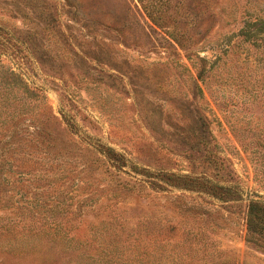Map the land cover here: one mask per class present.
Wrapping results in <instances>:
<instances>
[{"label": "rangeland", "instance_id": "374dc122", "mask_svg": "<svg viewBox=\"0 0 264 264\" xmlns=\"http://www.w3.org/2000/svg\"><path fill=\"white\" fill-rule=\"evenodd\" d=\"M254 22L264 0H0V60L49 118L40 162L1 175L0 264H264Z\"/></svg>", "mask_w": 264, "mask_h": 264}, {"label": "trees", "instance_id": "16d2710c", "mask_svg": "<svg viewBox=\"0 0 264 264\" xmlns=\"http://www.w3.org/2000/svg\"><path fill=\"white\" fill-rule=\"evenodd\" d=\"M251 25L256 31L264 32L263 22H254ZM243 33L245 37L251 35L248 31ZM4 34L3 29L0 28V46L5 45ZM182 49L190 60L193 56L196 57L200 77L208 73L207 60L198 56V51L184 46ZM2 57L3 55L0 54V59ZM38 91L40 90L28 85L21 71L12 67L4 68V64L0 60V180L5 166L11 165V160H19L21 166L25 161L34 165L40 162L37 157V148L44 141L42 139L46 138L44 128H46L45 125L49 118H44L43 111L35 112L38 101L44 97V94L40 96ZM71 126L73 127V125ZM47 139L49 140L47 148H53L55 145L52 143V139L50 137ZM105 155L115 163H122V156L110 148H106ZM171 178L172 176L169 175L163 176L164 181H169ZM178 179V185L184 183V179ZM194 180L203 179L195 178L193 182ZM206 183L207 186H211L208 184L209 182ZM211 187L214 188V186ZM220 189L225 188L220 187ZM248 216L249 240L259 241L254 236L264 235V202L251 200Z\"/></svg>", "mask_w": 264, "mask_h": 264}]
</instances>
